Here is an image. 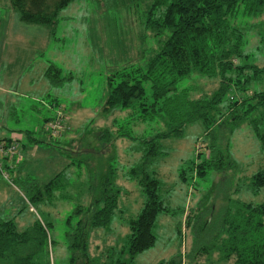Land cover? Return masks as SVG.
Here are the masks:
<instances>
[{
    "label": "rangeland",
    "instance_id": "obj_1",
    "mask_svg": "<svg viewBox=\"0 0 264 264\" xmlns=\"http://www.w3.org/2000/svg\"><path fill=\"white\" fill-rule=\"evenodd\" d=\"M146 2L71 0L59 10L52 25L23 21L14 9L0 4V46L3 36L19 35L11 42L16 47L9 57V51L0 50V137H17L18 148L11 160L0 158V219L12 217L17 229H24L36 218L50 222L48 234L54 239L47 245L50 264L52 260L53 264L66 261L64 220L74 207H85L91 198L89 168H101L110 156L115 180L123 187L117 203L124 209L115 210L109 227L90 228V257L102 261L108 246H120L128 230L125 221L141 204L137 184L123 177L121 169L137 162L141 137L165 127L156 122V115L146 113L140 118L136 112L128 115L129 109L102 110V102L107 76L124 64H144L159 42L160 36L143 26ZM235 22L250 24L251 33L243 49L248 60L262 64L264 11ZM53 66L59 68L58 73ZM46 67L52 74H45ZM177 84L188 85L191 95L198 96L212 92L217 78L192 73ZM144 90L150 93L148 83ZM58 116L62 122L53 131L47 124ZM118 122L123 135L116 129ZM230 127L227 151L235 166L227 172L232 176L233 191L244 175L264 163V154L245 121ZM104 128L110 130L106 137H102ZM211 133L205 134L201 122L193 120L185 124L181 134L161 138L164 153L155 156L148 167L160 178V196L171 209L156 216L154 243L136 253L135 264H165L178 251L181 264H229L230 259H220L216 249L194 253L190 225L185 223L187 216L197 211V204L204 205L209 199L212 210L202 217L212 219L222 203L220 190L227 188L228 183L217 181L219 176L212 169H206L201 177L194 173L196 151L206 148ZM181 170L184 178L180 179ZM56 173L62 189L50 198L27 199L29 183L40 184ZM231 195L264 203V187L253 194L242 185Z\"/></svg>",
    "mask_w": 264,
    "mask_h": 264
},
{
    "label": "trees",
    "instance_id": "obj_2",
    "mask_svg": "<svg viewBox=\"0 0 264 264\" xmlns=\"http://www.w3.org/2000/svg\"><path fill=\"white\" fill-rule=\"evenodd\" d=\"M70 1L8 0L19 19L47 25L56 21L59 10ZM146 1L143 26L160 36L159 42L144 64H124L107 76L102 110L118 107L129 109L128 115L136 112L140 118L146 113L156 115V122L165 128L141 137L137 162L121 169L123 177L137 184L141 204L126 219L128 230L120 246H108L102 261L89 256L88 232L90 228L109 227L115 210H124L117 203L123 187L115 180L110 156L101 168H89L87 187L91 198L85 207H74L64 220L62 239L68 254L63 264H135L136 253L154 243L156 216L171 207L161 198L160 178L148 163L164 153L161 138L181 134L185 124L193 120L201 122L205 134L215 131L205 142L206 148L196 151L195 175L201 177L206 169H212L219 176L217 181L228 183L225 190H220L222 203L212 219L202 217L212 210L210 199L204 205L198 203L197 211L185 219L192 232L193 252L210 253L216 249L220 259H230L229 264H264V203L231 195L242 185L257 194L264 187V163L244 175L241 185L233 191L232 176L227 172L235 166L227 151L232 123L245 121L264 154V62L248 60L243 46L251 33L250 24L241 26L235 22L261 14L264 0ZM53 67L58 73L59 68ZM51 71L46 67L45 74L48 76ZM192 73L216 77L215 89L192 96L188 85L177 84ZM145 83L150 87L149 94L145 93ZM120 127L118 122L116 129L123 135ZM109 132L104 128L102 137ZM0 140L9 141L11 137ZM31 140L34 142V138ZM0 158L11 160L7 156ZM179 175L184 178L182 170ZM57 176L58 173L40 184L29 183L27 199L50 198L62 189ZM45 222L36 218L24 229H17L12 217L0 219V264H50L47 245H52L54 239L48 234L51 223ZM165 264H181L180 252L166 259Z\"/></svg>",
    "mask_w": 264,
    "mask_h": 264
},
{
    "label": "built area",
    "instance_id": "obj_3",
    "mask_svg": "<svg viewBox=\"0 0 264 264\" xmlns=\"http://www.w3.org/2000/svg\"><path fill=\"white\" fill-rule=\"evenodd\" d=\"M60 122H62V120L60 116H58L54 120H51L49 124H47V127L53 128V131H55L54 129L60 126ZM13 154H16V156L18 154L17 137H11L9 141L0 140V156L11 158ZM4 175L6 176V174Z\"/></svg>",
    "mask_w": 264,
    "mask_h": 264
},
{
    "label": "crops",
    "instance_id": "obj_4",
    "mask_svg": "<svg viewBox=\"0 0 264 264\" xmlns=\"http://www.w3.org/2000/svg\"><path fill=\"white\" fill-rule=\"evenodd\" d=\"M4 4L5 6H6V8H11V6L9 5V2H8V0H0V4ZM4 5H3V7H4ZM3 15V13L0 11V17ZM0 21H1V19H0ZM4 26H5V24H3ZM19 35H17V33L15 34V33H13V34H8L7 36H3V38L5 39L4 40V44H3V46H0V50L1 51H3V50H5V51H9V53H8V56L7 57H9L10 56V54H11V52H13L14 50H15V47L16 46H14V45H12L11 44V42H14L16 39H15V37H18ZM5 42L8 44H5ZM2 47H3V50H2ZM7 76V75H6ZM6 81V80H5ZM34 143V142H33ZM36 146V145H35ZM34 146V147H35ZM38 148V146H36V149Z\"/></svg>",
    "mask_w": 264,
    "mask_h": 264
}]
</instances>
